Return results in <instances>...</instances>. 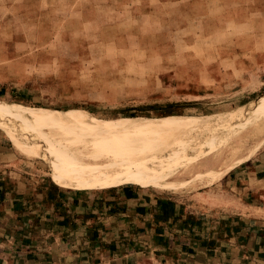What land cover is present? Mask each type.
Wrapping results in <instances>:
<instances>
[{
    "label": "rangeland",
    "instance_id": "374dc122",
    "mask_svg": "<svg viewBox=\"0 0 264 264\" xmlns=\"http://www.w3.org/2000/svg\"><path fill=\"white\" fill-rule=\"evenodd\" d=\"M150 3L148 11L149 0H0V75L7 77L0 79V105L84 108L116 119L233 113L264 104V0ZM0 129L14 150L39 157L29 160L42 170L68 179L58 168L82 172ZM236 144L203 163L249 155L244 149L264 144V127ZM189 169L175 175L203 171Z\"/></svg>",
    "mask_w": 264,
    "mask_h": 264
},
{
    "label": "crops",
    "instance_id": "0c3cea01",
    "mask_svg": "<svg viewBox=\"0 0 264 264\" xmlns=\"http://www.w3.org/2000/svg\"><path fill=\"white\" fill-rule=\"evenodd\" d=\"M1 131L0 264H264V144L234 160L203 163L234 143L192 166L145 174L58 168L68 179L42 170L24 148L14 150ZM199 168L186 179L175 175Z\"/></svg>",
    "mask_w": 264,
    "mask_h": 264
},
{
    "label": "bare ground",
    "instance_id": "6f19581e",
    "mask_svg": "<svg viewBox=\"0 0 264 264\" xmlns=\"http://www.w3.org/2000/svg\"><path fill=\"white\" fill-rule=\"evenodd\" d=\"M0 124L66 165L145 174L155 167L192 166L219 146L256 136L264 127V104L233 113L116 119L84 108L0 105Z\"/></svg>",
    "mask_w": 264,
    "mask_h": 264
}]
</instances>
